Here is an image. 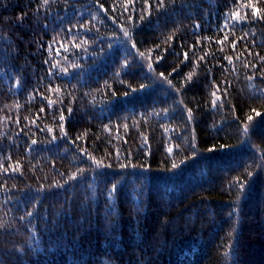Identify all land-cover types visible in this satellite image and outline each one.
Returning a JSON list of instances; mask_svg holds the SVG:
<instances>
[{
    "label": "trees",
    "instance_id": "trees-1",
    "mask_svg": "<svg viewBox=\"0 0 264 264\" xmlns=\"http://www.w3.org/2000/svg\"><path fill=\"white\" fill-rule=\"evenodd\" d=\"M160 5L0 0V264H264V0Z\"/></svg>",
    "mask_w": 264,
    "mask_h": 264
},
{
    "label": "snow or ice",
    "instance_id": "snow-or-ice-1",
    "mask_svg": "<svg viewBox=\"0 0 264 264\" xmlns=\"http://www.w3.org/2000/svg\"><path fill=\"white\" fill-rule=\"evenodd\" d=\"M44 2L47 3V0H44ZM160 6H163V0H161V5H160ZM237 15H238V14L234 13V14H233V19H235ZM124 37H125V38H130L129 33H128L127 31H124ZM84 43H86V41H85ZM221 43H222V41H221ZM73 46H74V47H78V45H73ZM133 47H135L134 44H133ZM139 55H140L142 58L144 57V53H139ZM185 58H187V53H185ZM226 58H227V57H226ZM157 59H159V57H158ZM201 59H203V57H201ZM126 66H127V61L125 62V65H124L123 67H126ZM53 67H56V65H53ZM123 67H122L121 70H123ZM148 67H149V69L151 70V69H152V64L149 63ZM61 71L66 72L67 70H66V69H61ZM173 71H175V69H173ZM116 75L119 76L120 73L117 72ZM192 75H194V73H189L188 76H187V79H188V80H191ZM160 76L163 77L164 74H163V73H160ZM106 83H107V82H106ZM168 83L171 84V81L168 80ZM57 91H59V89H57ZM212 95H213V96H216V92L214 91V92L212 93ZM49 103H51V101H49ZM215 104H216V101L214 100V101H213V106H215ZM187 111H188V113H189V119H191V109H188ZM257 115H259V113H257ZM60 119H61V120L64 119L63 115H61ZM251 120H252V117L249 116V117H248V121H251ZM248 127H249L248 125H245V126H244V129H243V134H244L245 136H247V134H248ZM48 131L51 132L52 129H48ZM33 143L35 144L36 141H33ZM169 151H171V149H169ZM98 166H99V162H98ZM172 167L175 168V167H176V164L174 163V164L172 165ZM241 187H243V185H241ZM114 190H115V186H113V190H112V191L114 192ZM28 215H31V213H29ZM234 252H235V248H234V246H233L232 251H231V252H226V253H225V256L227 257V256H229V255H232Z\"/></svg>",
    "mask_w": 264,
    "mask_h": 264
}]
</instances>
